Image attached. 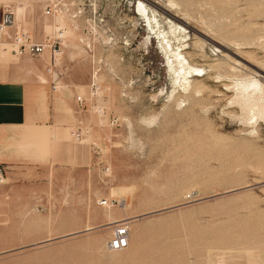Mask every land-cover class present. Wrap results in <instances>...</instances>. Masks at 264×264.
<instances>
[{"label": "rangeland", "instance_id": "374dc122", "mask_svg": "<svg viewBox=\"0 0 264 264\" xmlns=\"http://www.w3.org/2000/svg\"><path fill=\"white\" fill-rule=\"evenodd\" d=\"M51 1H5L33 40L64 39L52 71L49 48L28 57L46 142L0 156V264H264V118L230 100L256 78L264 106V0H150L170 13L154 30L137 0Z\"/></svg>", "mask_w": 264, "mask_h": 264}, {"label": "crops", "instance_id": "0c3cea01", "mask_svg": "<svg viewBox=\"0 0 264 264\" xmlns=\"http://www.w3.org/2000/svg\"><path fill=\"white\" fill-rule=\"evenodd\" d=\"M5 1L9 0H0V20ZM1 55L0 52V156L4 157L3 162L13 164L17 161L12 155L22 140L46 142V134L41 131L45 125L44 105L31 76L37 61L11 53L3 60Z\"/></svg>", "mask_w": 264, "mask_h": 264}, {"label": "built area", "instance_id": "2783aa9c", "mask_svg": "<svg viewBox=\"0 0 264 264\" xmlns=\"http://www.w3.org/2000/svg\"><path fill=\"white\" fill-rule=\"evenodd\" d=\"M62 0L51 1L45 5L43 13L46 16H53L61 8ZM3 16L0 20V52H8L15 57L27 56L30 58L41 56L46 49H50L52 56L47 69L52 71L55 66V56L59 54L63 38V32L58 30L55 36H46L43 41H35L29 33L21 26L16 25L15 15L9 5L4 6ZM77 100L82 101L78 96ZM3 166L0 165V177L3 173ZM128 246V228L124 222L114 227L112 237L108 241L111 250L119 251Z\"/></svg>", "mask_w": 264, "mask_h": 264}, {"label": "bare ground", "instance_id": "6f19581e", "mask_svg": "<svg viewBox=\"0 0 264 264\" xmlns=\"http://www.w3.org/2000/svg\"><path fill=\"white\" fill-rule=\"evenodd\" d=\"M149 4H151L150 6H147L146 4H144L141 0H137V3H138V6H137V10L139 11V13L144 17L148 27H149V30H151L150 28H152L154 30L153 27H155L156 24H158V15L156 14L155 12V8H159L160 10H162V12L166 13L167 15H170L169 11L167 10L166 12L161 8V6H159L158 4H155V2H152L150 0H146ZM171 5H174L173 2L170 3ZM155 7V8H154ZM178 21L184 23L185 25L187 24V22L185 23V21H181L180 18H176ZM173 26V25H172ZM178 26V25H177ZM180 27V29H183L182 26H178ZM174 29V28H173ZM172 29V30H173ZM152 30V31H153ZM158 29H156L157 31ZM177 30V29H176ZM185 30V29H184ZM161 31V30H160ZM151 32V31H150ZM154 32V31H153ZM159 32V31H158ZM158 32L157 35L159 34ZM164 32V31H163ZM162 32V33H163ZM64 33V31H63ZM180 34V32H179ZM167 35V34H166ZM165 34H163V36L159 39V41L161 40V49L165 51V53H169L168 50H169V46H170V41L168 42V38L166 37ZM157 37V36H156ZM168 39V40H167ZM223 49H226L224 46H222ZM48 50V49H46ZM231 50V49H230ZM172 52V51H171ZM3 53H6V52H3ZM51 53V52H50ZM234 53V52H233ZM237 53V52H236ZM7 54V58H8V52L6 53ZM171 54V53H170ZM174 54V53H173ZM171 54V55H173ZM59 55V54H58ZM168 55V54H167ZM174 56L176 57H182V54L177 52L176 55L174 54ZM225 56V55H224ZM168 57V56H166ZM169 58V57H168ZM51 59V57H50ZM184 59V58H183ZM176 60V58H175ZM177 61H179V59H177ZM182 62V58L180 60ZM169 62V61H168ZM180 62V63H181ZM185 62V61H184ZM49 63V62H48ZM179 64V62H177ZM237 63V62H236ZM180 65V64H179ZM256 66V65H255ZM181 75L182 77L184 78V80H187V74L189 75V73L191 72V70H197L199 71L200 69L199 68H196V67H192L190 65H187L186 63L185 64H182L181 63ZM179 68H177L178 70ZM176 70V71H177ZM202 70V68H201ZM179 72V71H178ZM179 73V75H180ZM177 74V73H176ZM194 76H200L198 73H194L193 74ZM178 76V75H177ZM180 77V76H179ZM178 77V78H179ZM181 77V78H182ZM177 78V77H176ZM177 78V79H178ZM183 81V80H182ZM193 83V82H192ZM182 84V83H181ZM187 84H189V81H186L185 83L183 82V85H185L187 87ZM235 86H236V91L234 93V95L230 98V100L232 102H237V103H240V104H244L243 106L247 107L249 105L250 107V111H251V114H252V117L253 116H259V117H262L264 118V106L263 105H260V104H257V103H254V102H251V100H249V103L245 102L249 95L246 96V91L247 90H251V96H253V92H257V93H261L263 87L262 85L260 84V82L258 81V79L256 78H249L248 80H243V81H239L237 83H235ZM189 88V87H187ZM194 91V90H193ZM264 92V90H263ZM251 102V103H250ZM261 102H264V98L263 100H261ZM247 104V105H245ZM254 105V106H253ZM2 179V178H1Z\"/></svg>", "mask_w": 264, "mask_h": 264}]
</instances>
